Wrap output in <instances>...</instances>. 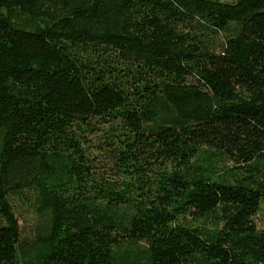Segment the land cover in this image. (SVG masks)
<instances>
[{"label": "trees", "instance_id": "obj_1", "mask_svg": "<svg viewBox=\"0 0 264 264\" xmlns=\"http://www.w3.org/2000/svg\"><path fill=\"white\" fill-rule=\"evenodd\" d=\"M262 204L264 0H0V264H264Z\"/></svg>", "mask_w": 264, "mask_h": 264}, {"label": "rangeland", "instance_id": "obj_2", "mask_svg": "<svg viewBox=\"0 0 264 264\" xmlns=\"http://www.w3.org/2000/svg\"><path fill=\"white\" fill-rule=\"evenodd\" d=\"M11 203L16 213V216L18 217L22 232L30 234L32 231L31 227L33 222V214L29 203L26 201V198L23 195H14L13 197H11ZM255 220L260 227L264 226V204L261 205L260 210L255 215Z\"/></svg>", "mask_w": 264, "mask_h": 264}]
</instances>
